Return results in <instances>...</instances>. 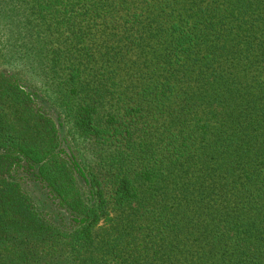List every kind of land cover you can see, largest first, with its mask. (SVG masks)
Segmentation results:
<instances>
[{
    "label": "trees",
    "instance_id": "16d2710c",
    "mask_svg": "<svg viewBox=\"0 0 264 264\" xmlns=\"http://www.w3.org/2000/svg\"><path fill=\"white\" fill-rule=\"evenodd\" d=\"M0 28V264H264V0H0Z\"/></svg>",
    "mask_w": 264,
    "mask_h": 264
},
{
    "label": "rangeland",
    "instance_id": "374dc122",
    "mask_svg": "<svg viewBox=\"0 0 264 264\" xmlns=\"http://www.w3.org/2000/svg\"><path fill=\"white\" fill-rule=\"evenodd\" d=\"M6 37H7V35H1L0 34V40L1 41L2 40L6 41ZM38 74L40 75V73H38ZM27 76H29V74ZM40 85L43 87L42 89H41ZM45 87H46V85H45L44 77L37 76L30 81V88L29 89H31V91H35V90L39 91V95L42 97V99H40L41 104L51 114V116H53L56 119V117L58 116V111H60V109H59L60 107H58L56 104H54V102L51 100L52 95H50L49 92H48L49 94L44 93ZM59 121H61V120H59ZM60 127H61L62 136H65L66 130H65L64 126H60ZM69 132H70V130H69ZM72 133L73 132H70V134H72ZM26 183H27L28 188H30L31 192L35 196L36 202L39 204L40 209L44 213H46L47 216H49V217H51V215L57 216L56 219L60 220V218L62 216L61 214H66L63 211H59V209H57L52 204L51 199L48 198V195L46 193L47 190H42V192H41L40 188H38L33 181H30V179ZM58 213H60V214H58ZM64 219L67 221V219L65 217H64Z\"/></svg>",
    "mask_w": 264,
    "mask_h": 264
}]
</instances>
